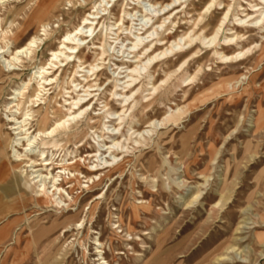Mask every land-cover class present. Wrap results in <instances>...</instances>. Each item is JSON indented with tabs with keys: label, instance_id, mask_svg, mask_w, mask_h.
<instances>
[{
	"label": "rangeland",
	"instance_id": "1",
	"mask_svg": "<svg viewBox=\"0 0 264 264\" xmlns=\"http://www.w3.org/2000/svg\"><path fill=\"white\" fill-rule=\"evenodd\" d=\"M3 1L0 3V45L6 46L7 50L2 56L9 58L15 49L24 45L33 35L38 36L42 23H48L49 28L47 36L31 55H20L19 61L14 62V70L7 71L0 55V264H98L93 244L96 237L102 243L103 257L108 264H264V58L254 62L257 55V47L254 46L263 41L264 33L253 29L240 41L248 51L247 60L231 64L219 63L211 52L207 53L201 60L202 73L195 83L188 85V81L182 82L198 66V62H190L188 73L183 75L182 80L172 76L167 90L163 87L155 92L150 90L148 82L152 80V75H145L151 65L146 58L143 59L135 73L140 74L137 81L142 79L135 88L141 86L137 107L139 113L131 120L128 110L117 132L114 129L119 120L113 119L117 117L115 112L121 109V101L117 99H121V92L129 89H122L126 86L123 82L129 78H122L126 73L119 72L125 70L121 68L126 66L123 63L128 65L134 61L132 51L135 52L142 46L131 47L130 39L155 21V17L151 19V16L160 15L179 2L183 5L178 8L180 12L175 23L162 32L163 27L158 28L162 21L159 19L150 28L148 35L154 33L153 36H156L154 29L169 38L182 34L191 24V14L195 17L194 13L208 1L165 0L162 5L165 9L161 10L159 4L153 6L149 0H118L111 8L110 15L102 17V25L99 24L93 33L98 38L103 33H110L106 42L112 43L104 47L105 61L96 80L99 86L89 89L94 90L92 94H95L87 108L89 112L93 105L89 112L92 120L87 122L82 118L76 123L71 120L72 130L77 133L76 138L65 144V137H60L62 147L50 149L49 153L52 151V157L56 161L67 158L71 160L75 155L76 159H81L80 162L85 159L84 164L88 167L97 163L104 165L105 161H112L108 153H103L104 147L101 146L105 142L109 144L107 136L117 132L113 137H118L122 143L124 137L134 130L136 133L143 132V135L135 138H139V144L130 140L124 142L127 143L129 152L124 153L128 161L121 175L111 172L110 177L90 193H87L86 188L75 191L80 192L78 195L82 197L81 206L90 204L99 193L106 192L104 198L93 202L98 204L91 215L87 213L89 205L85 206L84 212L76 214L80 208L66 212L65 207L39 204L32 192L19 186L11 168L16 163L9 145L10 139L15 136L8 130L5 118L6 108L16 102L12 98H20L13 94L21 92L24 83L30 78V85L36 87L32 79L33 73L40 66H48L50 51L57 49L63 36L80 23L84 14L91 11L94 0H72V3H67L68 0ZM223 1L230 4L242 2L243 8L249 9L247 2L253 0ZM123 2H128L126 9L130 14L124 15L122 29L117 39L113 40L111 38L116 36L111 35L113 32H109L108 24L119 19ZM232 6L231 9L236 8V4ZM221 7L222 5H215L216 13L205 16V22L213 21L208 29L212 30L221 19ZM241 15L238 12L234 17L232 11L228 17V28L236 24V19ZM168 21L166 20L165 25ZM126 27L129 30H125ZM146 36H140L144 42ZM92 43L97 44L99 40L88 38L81 45V56L88 63L93 62L99 52ZM229 48L230 53L237 46L232 44ZM208 50L209 48L200 44L198 54ZM144 56L145 54L141 55L140 59ZM174 60L175 58L170 59ZM180 61L181 59L176 61L171 70H177ZM76 64L75 59L65 68L61 66L63 73L57 83L46 87L48 90L43 98H50L49 106L53 109L63 105V101L69 96H75V93L67 92L74 89L71 84L73 79H82L77 75L83 73L72 74ZM59 65L46 70L49 73L46 75H52ZM134 65L135 63L131 64ZM165 68L166 64L159 62L151 70L155 86L164 78ZM58 73L59 71L54 76ZM181 76L182 73L179 77ZM89 84H94V81ZM115 84L119 86L114 88ZM77 90H80V95L83 94L81 87ZM201 91L207 97L202 104L200 94L194 97ZM149 93L153 94L148 96ZM150 97H154L155 103L151 101L147 110H144L142 106L147 104ZM97 98L99 99L96 100ZM40 101L36 104L41 103ZM105 103L107 106L103 108ZM188 104L191 108H187ZM30 108L33 111L39 108L42 114L45 106L41 104L36 108L30 105ZM179 108H183V111H179V119L175 123L157 124ZM106 109L115 112L107 115L104 113ZM49 116L52 119L49 117L45 127H49L55 120L51 113ZM152 121L155 123L149 126ZM34 122L31 126L36 129L38 125ZM131 126L132 130L129 129ZM120 134L124 135L123 139L119 137ZM133 136L135 135H132V140ZM95 149L101 151L95 158H90L89 154ZM120 151L118 149L117 152ZM26 177L23 172L21 178ZM111 182L112 185L107 190ZM61 185L67 189L63 183ZM82 186H86V183L83 182ZM64 200L65 204H69L67 209L76 207L66 197ZM141 201L149 208L139 210V217L134 219L132 205ZM116 216L121 217L122 230L129 228L126 238L110 239ZM81 220H84L82 229L72 228L67 233L62 232L64 227H72ZM83 248H86L85 254L82 253Z\"/></svg>",
	"mask_w": 264,
	"mask_h": 264
},
{
	"label": "bare ground",
	"instance_id": "2",
	"mask_svg": "<svg viewBox=\"0 0 264 264\" xmlns=\"http://www.w3.org/2000/svg\"><path fill=\"white\" fill-rule=\"evenodd\" d=\"M82 1L85 2L86 0ZM117 1L118 0H94L91 7V11L84 14V16L81 18L80 23L72 31L67 32L66 35L63 36L62 40L59 42V46L57 49L50 51V61L47 64L48 66H40L33 73L32 79L33 82L36 83V87L34 86V88L32 85H30V78L29 81L24 83V89L21 92L14 91L15 93L13 95L20 96V98L14 99L11 97L12 100H16V102L11 103V105L6 108L7 114L5 120L9 126L8 130H11L13 132V135L15 136L12 140L10 139V144L7 142L12 149L13 161L16 163L15 165L11 166V168L15 173L19 186H24L25 189L32 192L34 194L35 200L37 199V202L39 204L45 206L56 205L58 207H65L66 212H68V210L72 211L78 210L80 208V210L77 211L76 214L84 212L85 206L89 205V207L87 208V213L88 215H91L95 206L98 204V202L95 204H93V202L97 199L99 200L100 198H104L106 192L102 194L99 193L98 196L90 202V204L86 203L81 206L80 203L82 197H79L80 192L78 193L75 191L86 188L88 190L87 193H90L95 188L99 187V185L104 179H108L110 177L111 172L119 173L118 175H121L124 172V165L128 161V159L126 158L127 155H124V153L129 152L127 143L124 144V142L130 140L133 143L139 144V138L138 140L135 138L138 135L142 136L143 134L141 133L143 132L136 133V131L134 130L131 134L127 133L128 135L127 137L125 136L126 138L124 137V139L122 137L124 135L120 134L119 137L123 139L122 143L120 140H118V137L114 138L113 136L118 134V127H120L123 123V117L128 110H130L128 116L129 118H131V120L136 117V113H139V111H137V107L139 104L138 100L140 99L141 86L137 89L135 88L140 84L142 79L137 81L139 79L140 74L135 73L138 72L137 67H139L138 65L141 66L143 59L146 58L147 62H150L151 66L147 70L145 77L152 75V80L148 82V84L151 86L150 90L152 89L154 92L158 89L160 90V88L162 87L164 90L166 88L168 89L170 84L169 81L171 80L172 76L177 79L181 78L182 80L183 75L188 73L187 71L190 62H198V66L196 67L194 73L188 74L182 80L183 83L188 81L187 84L189 85L195 83V80L197 79L198 75L202 73L203 64H201V60L205 57L207 53L211 52L212 55L215 57L214 59H218L219 63L221 62L231 64L247 60L248 56L246 55L248 51L244 49L243 44L240 43V41L245 38L247 32L252 31L253 29L261 31L262 34L264 33V0H260L259 2H256V0L248 1L247 4L249 6V9L243 8L244 3L237 2L236 0H232L236 1L233 4L226 3L223 0H208L202 7V9H200L199 11H196V9H194V12L196 11V13L193 12L195 14V17L191 14V24L187 26L186 30L182 34H179L175 37H170L171 39L168 36H162V32L167 31L169 29L168 26L175 23V18L180 12L178 11V8L180 7V5L183 4L179 2L178 5L170 8L169 10H166L160 15L151 16V19L155 17V21L152 22V24L148 28H145L142 33L135 34L134 37L137 38H127L130 39L132 42L131 47L136 48L140 45L142 46L135 52L132 51L134 53V55L132 56V58H134V61L132 60V63L128 65L127 63H123L126 64V66L121 68H124L125 70L119 72V74L126 73L122 78H129L128 80L123 82L126 83V86L122 87V89L127 87H129V89L124 92H121L119 94V98L121 99H117L121 101V109L117 113L114 111L117 117H113V119L119 120V123L117 124L118 126H116L117 128L114 129L117 132L111 133L110 136L106 137L107 139H110V141L108 142L109 144H106L105 142L103 145H101L102 147H104L102 149L103 153H108L109 156L112 157V161L107 160L105 161L104 165H102L101 163H97L92 167H88L84 164L85 159H82V162H80L81 159H76L75 155L71 160L67 158L61 159L60 161H56L54 160L55 158L53 159L52 157V151L51 153H49V151L53 148L56 149L57 147H62V142L61 140H59V138L65 137V144L70 142L72 139L76 138L77 133L72 130L73 126L71 125L70 121L74 120V123H76L78 119L82 120V118H84L83 121L85 120L87 122L92 120L89 117V112L92 111L93 105L90 107L89 112L87 111V108L95 97V94H92L94 90L89 89L94 86H99L98 84H96V80L99 76V73L103 69L102 66L105 61V58H103L105 54L104 47L105 45L110 46V43H112L109 40V42H106L107 35H110V33H100L101 38H98L96 34L94 35L93 33L97 29L96 27L101 24L102 17H105V15H110L111 8L115 5ZM3 2V0H0V3ZM149 2L152 3L153 6L159 4V9L161 10L165 9V7H162L165 0H149ZM67 3H72V0H68ZM234 4H236V8L231 9L233 7L232 5ZM128 5V2H123L121 4L122 14L121 16H119V19L115 20L112 24H108L110 27L109 32H113L111 33V35L116 36L111 38L113 40L117 39L119 31L122 29L125 18L124 15L130 14L126 9ZM215 5H222V7L220 8V10H222V17L219 22L214 26V28L212 27L213 29L210 30L208 29V26L213 21L205 22L204 19L208 13L210 15L216 13V9L214 8ZM167 6H169V4H167ZM224 9L226 10L224 11ZM232 11L234 17L238 15V12H241L242 15L238 19H236V24H233L231 28H228V17L231 15ZM173 12L175 13L173 14ZM159 19H162V21L158 24V28L163 27V31L161 32V34L157 32V29H154L153 32H155L156 36H153V32V34L148 35L149 30H151L150 28L154 24L158 23ZM166 20H169L167 25H165ZM48 28V23H42L39 28L38 36L33 35L29 40L26 41L24 45L15 49L13 53L9 55V58L2 56V54L6 52L7 49H5L6 46L0 45L1 60L2 63L5 65V68H7V71L14 70V66L16 65L14 64V62L19 61L20 55L27 57L31 55L36 48L39 47V45L45 39L44 37L47 36ZM125 30H129V28L126 27ZM140 30H142V28ZM225 30H228L230 32L224 33ZM144 34L147 35L146 42H144L142 40V37H140ZM88 38H90V40H99V43L97 44L92 43L94 49L99 50V52L96 53V57L91 63H88L85 57L81 56L83 50L81 45H83ZM108 38L110 37L108 36ZM136 39L137 41H135ZM200 44L203 45V47L205 45L207 48H209L208 51L202 53L201 55L198 54L200 51ZM232 44H235L237 48L233 49L232 52L229 53V46ZM254 47H257V55L254 60V62L257 63L264 58V34L263 41ZM144 54V58L140 59V56ZM171 58H175V60L170 61ZM75 59L77 60V64L75 65V70L72 74L76 75L78 73H83L81 75H77L82 78L80 81L74 79L71 81V84L74 85V89L70 92H67L68 94L75 93V96H69L63 101V105L58 106L59 109L58 107L57 109L55 107V109H53L49 106L50 98L48 100L47 98H43V96L46 95L45 92L48 90L46 87L57 83L58 79L63 73V69H60L61 66L65 68L66 66L72 64ZM179 59H181V64L179 65V68L175 71L171 70L174 67L175 62L179 61ZM159 62L166 64V68L164 70L165 76L163 79L160 80V84L155 86L152 74L153 72L151 70H154V68L159 64ZM133 63H135V65L131 66V64ZM57 64L60 65L56 67V70L54 72L52 71L53 74L47 76L46 74L49 73L46 70L53 69L52 66H55ZM118 67L120 66H117V68ZM58 71V75L54 76V74ZM180 73H182L181 77H179ZM89 77H93V79H89ZM90 81H94V84H89ZM81 82L85 83L81 84ZM117 86L119 85L115 84L114 88H116ZM78 87L82 88V95L79 94L80 90H77ZM151 94L153 93H149L147 95L150 96ZM198 95L202 96V98L200 99V104L204 103L207 98L204 96V91L198 92L194 97H198ZM98 99L99 98H97L96 100ZM153 99L154 97H150V99L146 102L147 104L143 105L142 108H145L144 110H147L146 107L148 108ZM194 99L195 98H193V100ZM40 100H42V102ZM38 101H40L41 103L36 104ZM25 104L28 105L26 106ZM41 104L45 106L42 114L39 112L38 108ZM93 104H95V102ZM24 105L25 107H23ZM30 105H34V107L38 108V110L33 111L34 109L32 110V108H30ZM106 106V103L103 104V108H105ZM187 108H191L190 104L187 105ZM180 110L183 111V108H179L173 114L165 116L162 121L157 122V124L165 125L169 122L175 123L179 119ZM114 112H110L108 109L104 111V113L107 115L114 114ZM50 113L54 116L55 120H53L52 124L49 127H45L46 122L51 116H49ZM59 114L62 115L60 116ZM37 116H39V118L35 119V117ZM106 117L109 118L110 116ZM50 118L52 119V117ZM34 121H36L38 125L36 129H33L31 126L32 122ZM48 123H50V121ZM154 123L155 121L150 122L149 126L153 125ZM129 129L132 130L133 127L131 126ZM150 130L148 131L150 132ZM1 134L2 132L0 131V135ZM132 135H135L133 136V140ZM118 149L121 150L119 153L117 152ZM99 151L101 150L95 149V151L93 152L91 150L92 154H89L90 158H95ZM101 155L102 153L99 154V156ZM119 155L122 156L120 157ZM8 169L10 170V168ZM104 169L107 170L105 171ZM54 170L56 171L54 172ZM103 170L105 172H102ZM23 172H25V174L27 175L26 179L21 178ZM83 172L84 175H82ZM82 178L85 179V181L83 179V182L86 183V186H82ZM140 178L142 179L141 176ZM62 183L67 186V189L62 187ZM111 185L112 182L110 183V185H108L107 190L110 188ZM139 193L141 194V192ZM23 194L26 195V193L24 192ZM65 197L69 202L73 203V205L76 206L74 209H67L69 204H65ZM194 197L196 198V195ZM148 208L149 206H146L145 203L142 201L132 205L133 218L137 219L139 217V210ZM116 219L117 225L116 222L112 224V237H110V239H113L114 237L120 239L126 238V235H129V228L122 230L120 228L121 217L116 216ZM83 223L84 220L77 221L73 224L72 227H64L62 232L67 233L72 228L80 230L83 228ZM93 244L95 245V261L98 264H108L103 257L104 252L101 249L102 243L100 242L99 238H94ZM85 251L86 248H83L82 253L85 254Z\"/></svg>",
	"mask_w": 264,
	"mask_h": 264
}]
</instances>
